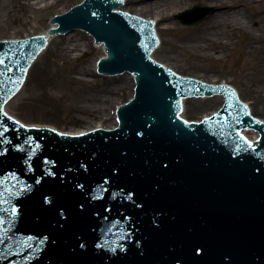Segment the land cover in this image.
Wrapping results in <instances>:
<instances>
[{"label": "water", "instance_id": "95a60500", "mask_svg": "<svg viewBox=\"0 0 264 264\" xmlns=\"http://www.w3.org/2000/svg\"><path fill=\"white\" fill-rule=\"evenodd\" d=\"M124 1L0 39V264H264V123L232 87L153 60L154 21L115 11ZM217 94L213 117H180L183 99ZM223 102L187 99L182 117ZM116 110L117 128L83 134L115 127Z\"/></svg>", "mask_w": 264, "mask_h": 264}, {"label": "rangeland", "instance_id": "374dc122", "mask_svg": "<svg viewBox=\"0 0 264 264\" xmlns=\"http://www.w3.org/2000/svg\"><path fill=\"white\" fill-rule=\"evenodd\" d=\"M39 0H0V39L27 38L31 35L43 34L49 28V20L56 14H62L83 0H50L52 5L48 8L33 9L30 3ZM146 1V0H144ZM193 3L190 8L182 11L170 12V20L155 24L160 38V46L153 53L158 62L175 70L182 76L196 77L207 83L219 84L227 82L235 87L240 98L247 103L252 114L264 120V89L260 81L264 80V60L260 48L264 43H256L257 52L245 54L244 49L249 46L250 39L256 36L255 28L251 22H256L264 35V0H244L240 7L244 24L232 35L230 52L213 54L212 58H206V52L198 48L193 42L195 34L201 25L213 16L217 9L205 0H189ZM133 2V3H131ZM169 0L161 3V9L165 10ZM144 3L138 0H128L123 10L141 15L144 18L155 17L143 9ZM206 6L213 8L212 14L201 22L185 26L176 19V15L193 7ZM177 27L179 30H174ZM226 31H223L225 34ZM228 40H223L226 42ZM246 47V48H245Z\"/></svg>", "mask_w": 264, "mask_h": 264}, {"label": "bare ground", "instance_id": "6f19581e", "mask_svg": "<svg viewBox=\"0 0 264 264\" xmlns=\"http://www.w3.org/2000/svg\"><path fill=\"white\" fill-rule=\"evenodd\" d=\"M33 1V0H30ZM128 1V0H127ZM143 2V9L150 14H156L155 17H146L148 20H153L154 23L169 21L171 16L170 12L182 11L190 8L193 3L189 0H169L165 10L161 9V3L164 0H138ZM253 0L250 1L251 8L253 7ZM133 3V2H131ZM205 3H209L217 9V12L209 18V20L201 25L199 31L195 34L193 42H196L198 48L203 52H206V58H212L215 53H219V57H222L223 52H230V41L232 35L240 29V26L244 24L243 16L240 7L244 4V0H205ZM52 5L50 0H39L35 3L31 2L30 6L34 9L48 8ZM251 27L255 28L257 32L256 36L250 39L249 46L244 49L245 54L257 52L258 47L256 43H264V35L262 34L256 22H251ZM174 30H179L177 27H173ZM223 31H226L223 34ZM223 40H228L223 42ZM260 48L262 59L264 60V48L263 45ZM260 86L264 89V80L260 81ZM228 84V83H227Z\"/></svg>", "mask_w": 264, "mask_h": 264}, {"label": "snow or ice", "instance_id": "6c2138e0", "mask_svg": "<svg viewBox=\"0 0 264 264\" xmlns=\"http://www.w3.org/2000/svg\"><path fill=\"white\" fill-rule=\"evenodd\" d=\"M0 63H3V61H0ZM244 107L246 108L247 106L245 105ZM4 131H6V129L0 130V136H3ZM12 211H13V214H14L15 213V209L13 208ZM2 223H3V220H0V224H2Z\"/></svg>", "mask_w": 264, "mask_h": 264}]
</instances>
